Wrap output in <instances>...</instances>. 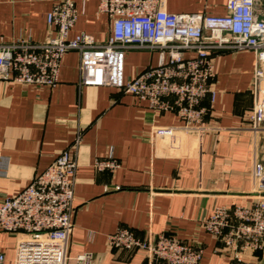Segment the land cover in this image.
I'll return each instance as SVG.
<instances>
[{"label":"crops","instance_id":"1","mask_svg":"<svg viewBox=\"0 0 264 264\" xmlns=\"http://www.w3.org/2000/svg\"><path fill=\"white\" fill-rule=\"evenodd\" d=\"M55 1L0 0V36L7 42L55 36L47 21ZM76 1L84 12L70 37L86 33L105 41L112 22L98 11L99 0ZM164 7L224 15L227 0H165ZM255 13L264 20V0H258ZM158 61L156 50L127 51L125 78ZM214 61L216 95L201 103L208 129H177L165 137L157 127L185 123L175 111H156L115 86H80L77 50L63 56L56 86L0 79V155L9 165L0 175V197L20 192L69 149L78 162L70 256L91 253L93 264H150L141 252L108 244V235L125 226L141 238L164 232L193 242L203 248L200 264H231L223 243L204 229L203 221L218 204L254 201L252 169L256 161L264 164V129L248 128L253 51H219ZM110 150L121 166L98 170L96 160ZM0 250L6 252L2 244ZM245 258L264 264V249L247 251Z\"/></svg>","mask_w":264,"mask_h":264},{"label":"built area","instance_id":"2","mask_svg":"<svg viewBox=\"0 0 264 264\" xmlns=\"http://www.w3.org/2000/svg\"><path fill=\"white\" fill-rule=\"evenodd\" d=\"M85 3V1L83 0ZM165 0H99L98 11L111 20L105 41L86 33L70 37L84 12L76 0H56L48 12L55 36L44 42L5 41L0 36V79L35 86H56L63 56L70 50L80 54V86L111 85L133 94L158 111H175L181 126H160L159 136L177 129L200 131L206 109L201 103L215 98L214 55L223 50H251L255 55L252 82L253 106L249 114L252 131L264 129V20L255 13L258 0H227L224 15L205 12L174 13ZM129 50H156L159 61L134 77L125 78L124 61ZM81 133L75 145L79 144ZM8 159L0 155V175L8 171ZM114 170L120 160L110 150L94 165ZM78 162L69 149L37 174L20 192L0 197V233L16 236L12 264H93L91 253L68 254L74 228L73 201ZM254 201L218 204L204 219V229L223 243L231 264H261L248 261L245 252L264 249V164L252 169ZM111 247L145 254L150 264H200L203 248L167 233L141 238L120 226L108 235ZM7 254L0 250V264Z\"/></svg>","mask_w":264,"mask_h":264},{"label":"rangeland","instance_id":"3","mask_svg":"<svg viewBox=\"0 0 264 264\" xmlns=\"http://www.w3.org/2000/svg\"><path fill=\"white\" fill-rule=\"evenodd\" d=\"M0 237V244L4 247L7 253V261L5 264H12L14 259V250L16 243V236L11 233H2Z\"/></svg>","mask_w":264,"mask_h":264}]
</instances>
